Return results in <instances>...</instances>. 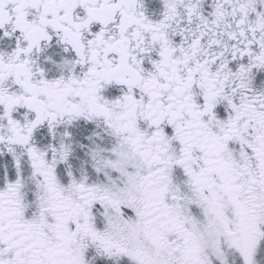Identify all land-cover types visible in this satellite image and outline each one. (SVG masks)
Returning <instances> with one entry per match:
<instances>
[{
	"label": "snow or ice",
	"instance_id": "6c2138e0",
	"mask_svg": "<svg viewBox=\"0 0 264 264\" xmlns=\"http://www.w3.org/2000/svg\"><path fill=\"white\" fill-rule=\"evenodd\" d=\"M0 264H264V0H0Z\"/></svg>",
	"mask_w": 264,
	"mask_h": 264
}]
</instances>
